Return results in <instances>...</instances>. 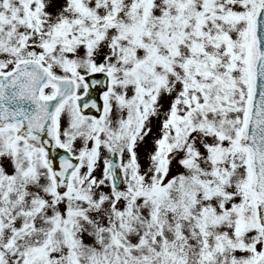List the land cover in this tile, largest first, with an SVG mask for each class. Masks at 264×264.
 <instances>
[{
    "label": "snow or ice",
    "instance_id": "obj_1",
    "mask_svg": "<svg viewBox=\"0 0 264 264\" xmlns=\"http://www.w3.org/2000/svg\"><path fill=\"white\" fill-rule=\"evenodd\" d=\"M0 264H264V0H0Z\"/></svg>",
    "mask_w": 264,
    "mask_h": 264
}]
</instances>
